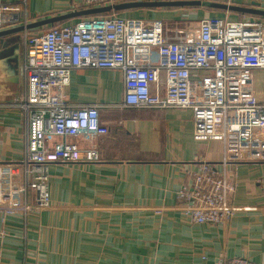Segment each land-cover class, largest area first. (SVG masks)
Wrapping results in <instances>:
<instances>
[{"label":"crops","instance_id":"crops-1","mask_svg":"<svg viewBox=\"0 0 264 264\" xmlns=\"http://www.w3.org/2000/svg\"><path fill=\"white\" fill-rule=\"evenodd\" d=\"M24 1L31 23L69 13L77 0H0V21L13 23L0 30L21 24ZM131 1L168 0H108L107 5ZM217 1L264 9V0ZM194 8L109 13L161 20L168 36L181 40L197 35L199 23L197 30L188 25L193 21L224 16L202 18ZM225 13L237 16L233 21L254 16ZM16 34L0 43V264H215L236 256L264 264V160L227 158L221 140L197 139L191 109L109 107L124 98L121 70L73 72L67 99L103 105L101 121L109 132L70 137L83 150L81 159L50 165L52 206L37 209L36 193L24 190L28 123L16 99L27 88L23 42L11 43ZM128 54L136 63L158 62L153 47H131ZM253 83L264 103V70L254 73ZM90 150L99 158L91 160ZM204 162L236 182L230 198L235 214L226 223L193 222L177 198Z\"/></svg>","mask_w":264,"mask_h":264},{"label":"built area","instance_id":"built-area-1","mask_svg":"<svg viewBox=\"0 0 264 264\" xmlns=\"http://www.w3.org/2000/svg\"><path fill=\"white\" fill-rule=\"evenodd\" d=\"M108 0H77L72 11L101 7ZM24 5L26 2H22ZM19 25L29 22L24 8ZM13 25L5 20L0 27ZM26 94L16 99L27 118L21 159L24 190L37 195L36 208L52 206L50 165L76 162L83 150L70 137L108 134L101 121L103 105L73 104L66 88L77 69L121 70L124 98L109 107L121 109H191L197 139H219L225 157L264 160V103L257 99L254 73L264 70V20L207 17L195 37L172 39L161 20L105 13L74 23L24 34ZM153 47L158 62L136 63L131 47ZM55 138L63 140L56 141ZM98 159L95 150L88 152ZM236 182L210 163H201L178 193L195 223H226L235 214L231 195ZM27 210V206L23 207ZM215 264H261L242 256Z\"/></svg>","mask_w":264,"mask_h":264},{"label":"water","instance_id":"water-1","mask_svg":"<svg viewBox=\"0 0 264 264\" xmlns=\"http://www.w3.org/2000/svg\"><path fill=\"white\" fill-rule=\"evenodd\" d=\"M253 5L257 6L258 4L254 3ZM190 6H195V7L207 6V7L218 8L226 11H234L238 13L264 17V9H260L257 7L234 5L220 1H203V0L131 1L116 5H104L101 7L75 10L66 14L34 21L26 25H18L12 28L3 29L0 30V43L4 44L5 37L9 35L55 24L57 22H61L70 18H80L84 16L99 15V14L109 13L112 11H119L130 8L190 7Z\"/></svg>","mask_w":264,"mask_h":264},{"label":"rangeland","instance_id":"rangeland-1","mask_svg":"<svg viewBox=\"0 0 264 264\" xmlns=\"http://www.w3.org/2000/svg\"><path fill=\"white\" fill-rule=\"evenodd\" d=\"M203 1H206V0H203ZM194 9H196V11H199V16L202 17V18L204 16H208V15H214V16H216V15H224L223 17L226 16L228 19L236 18L237 17L235 15H233V17L231 15H229V16L228 15H225L226 13L224 11H219V10L211 9V8H209L207 6H202V7H198V8L196 7ZM199 20H202V19H199ZM198 21H193L192 24H188L190 26L189 28H191L193 30H197V28H198V25L197 24L200 22V21L199 22ZM189 23H191V22H189ZM23 41H24V33H22V34H16L15 38H13V41L11 43L12 44L13 43H16V45L19 46L18 44H20ZM182 205H185V203H182Z\"/></svg>","mask_w":264,"mask_h":264},{"label":"trees","instance_id":"trees-1","mask_svg":"<svg viewBox=\"0 0 264 264\" xmlns=\"http://www.w3.org/2000/svg\"><path fill=\"white\" fill-rule=\"evenodd\" d=\"M206 1H216V0H206ZM190 7H195V6H190ZM198 7H200V6H198ZM172 8H173V7H172ZM209 8L212 9L213 7H209ZM215 10L224 11V12H229V13H233V14H240V15L243 14V13H238V12H234V11L221 10V9H218V8H216ZM84 17H86V16H84ZM84 17H80L79 19L84 18ZM257 17H260L261 19L264 20V17H261V16H257ZM64 22H67V21L65 20V21L57 22V23H55V24L47 25V26H44V27H42V28H44V30H45V29L48 28V27L56 26V25H60V24H63ZM64 24H65V23H64Z\"/></svg>","mask_w":264,"mask_h":264}]
</instances>
